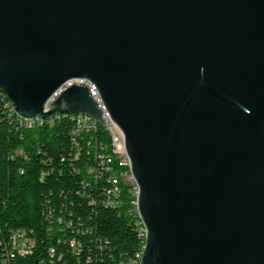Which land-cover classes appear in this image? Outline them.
<instances>
[{
	"label": "water",
	"instance_id": "1",
	"mask_svg": "<svg viewBox=\"0 0 264 264\" xmlns=\"http://www.w3.org/2000/svg\"><path fill=\"white\" fill-rule=\"evenodd\" d=\"M121 131L138 264H264V0H0L15 113Z\"/></svg>",
	"mask_w": 264,
	"mask_h": 264
},
{
	"label": "trees",
	"instance_id": "2",
	"mask_svg": "<svg viewBox=\"0 0 264 264\" xmlns=\"http://www.w3.org/2000/svg\"><path fill=\"white\" fill-rule=\"evenodd\" d=\"M14 120L23 121L0 93V264H85L87 259L92 264H118L131 258L132 264H137L144 238L137 234L129 184L119 183L120 204L102 205L98 199L105 185L104 174L94 179L84 171L92 163L86 151L90 153L95 140L107 139L103 128L98 125L92 135L95 140L81 150L80 158L74 159L71 130L75 122L93 124L92 120L58 112L34 120L41 123L31 128ZM109 187H118L117 170H109ZM91 198L93 201H89ZM47 204L52 215L65 222L71 220L74 229L54 227L47 231L41 223ZM18 229L27 231L32 248L24 256L6 260L10 236ZM74 237L81 243L76 253L68 246V240ZM98 237L107 240L103 250L95 244ZM49 247L55 249L52 256Z\"/></svg>",
	"mask_w": 264,
	"mask_h": 264
},
{
	"label": "built area",
	"instance_id": "3",
	"mask_svg": "<svg viewBox=\"0 0 264 264\" xmlns=\"http://www.w3.org/2000/svg\"><path fill=\"white\" fill-rule=\"evenodd\" d=\"M72 83H85L89 87V91L93 98L99 103V107L102 111L103 123H100L93 119V124H83V122H75V128L71 130V144L73 146V158L78 159L81 156L82 149L85 146L91 144L95 139L92 135L97 132L98 125L101 126L106 134V140L94 141V146L91 148L90 153L86 151L88 155H91L92 163L85 166V173L94 179L101 178V174L105 176V185L100 189V195L98 201L103 205V202L113 203V206L120 204V181L128 183L130 186L131 196L134 197L133 208L137 214V219L135 220V225L137 227V234L140 232V223H143L137 211V195L138 188L129 170V165H127V153L124 147V139L121 131L112 122L108 112L98 96V92L93 84L85 79L72 78L65 81L60 87H58L47 100L45 107L49 106V103L58 95V93L68 85ZM8 115L9 111L7 110ZM15 121V120H14ZM18 125L31 128L41 122L33 121V118L24 117V121H15ZM86 136V134H88ZM83 145V146H82ZM18 152V149H16ZM109 170H117L118 172V187H109ZM42 177V174L40 178ZM89 201H93L91 198ZM47 211H42L44 223L47 226V231L52 230L54 227L58 230L64 229H74L72 227V221L69 220L65 222L64 219L58 215H52L51 208L47 204L45 206ZM65 223V225H64ZM78 225L80 223H77ZM85 232H90L88 228H82ZM77 231V230H76ZM27 231L24 229H18L12 232L10 236V248L6 252V260L13 258L15 255L24 256L30 253L32 248V240L27 237ZM78 233V231H77ZM95 244L97 249H104L107 244V240L101 237L96 238ZM80 241L77 238H71L68 240V246L72 252H79ZM48 253L52 256L55 253L54 247L48 248ZM134 258L129 259L127 262L119 261L118 264H132ZM85 264H92L91 259H87Z\"/></svg>",
	"mask_w": 264,
	"mask_h": 264
},
{
	"label": "bare ground",
	"instance_id": "4",
	"mask_svg": "<svg viewBox=\"0 0 264 264\" xmlns=\"http://www.w3.org/2000/svg\"><path fill=\"white\" fill-rule=\"evenodd\" d=\"M0 93H2V92H0ZM3 94V93H2ZM5 96V95H4ZM5 98H6V96H5ZM7 99V98H6ZM8 101V100H7ZM8 103H9V101H8ZM9 105H10V103H9ZM10 107H11V109H12V111H13V113H15V111L13 110V108H12V106L10 105ZM45 108H47V107H45ZM59 113V112H58ZM16 115H17V117H19L21 120H23L24 121V117L23 116H21V115H18L17 113H15ZM65 114V113H64ZM74 115V114H73ZM77 115H79L82 119H89V120H92L93 121V119L92 118H90L89 116H87V115H81V114H77ZM36 119H39V118H33V121L34 120H36ZM127 165H129V170H130V164H129V159H128V155H127ZM141 224V228H140V232H139V234L140 235H142L143 236V238H145V227H144V224L143 223H140ZM143 243H144V241H143ZM143 247V246H142ZM141 250H142V248H141ZM140 254H141V252H140ZM136 258H137V264L139 263V259H140V255H137L136 256Z\"/></svg>",
	"mask_w": 264,
	"mask_h": 264
}]
</instances>
